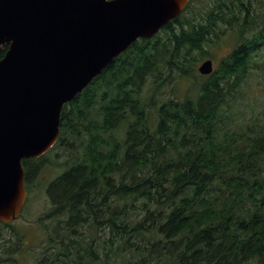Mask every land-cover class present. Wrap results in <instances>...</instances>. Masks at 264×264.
<instances>
[{
	"label": "trees",
	"instance_id": "1",
	"mask_svg": "<svg viewBox=\"0 0 264 264\" xmlns=\"http://www.w3.org/2000/svg\"><path fill=\"white\" fill-rule=\"evenodd\" d=\"M260 1L217 0L196 18L190 0L64 104L57 143L70 134L80 153L48 187L34 264H264V120L233 118L250 70H264ZM226 31L235 46L197 74ZM173 74L204 80L191 96H155ZM35 159L22 160L26 183ZM15 251L25 250L7 242L0 264L25 263Z\"/></svg>",
	"mask_w": 264,
	"mask_h": 264
},
{
	"label": "water",
	"instance_id": "2",
	"mask_svg": "<svg viewBox=\"0 0 264 264\" xmlns=\"http://www.w3.org/2000/svg\"><path fill=\"white\" fill-rule=\"evenodd\" d=\"M189 0H0V222L27 197L22 160L58 140L60 114L140 38H152ZM213 71L211 59L197 68Z\"/></svg>",
	"mask_w": 264,
	"mask_h": 264
},
{
	"label": "rangeland",
	"instance_id": "3",
	"mask_svg": "<svg viewBox=\"0 0 264 264\" xmlns=\"http://www.w3.org/2000/svg\"><path fill=\"white\" fill-rule=\"evenodd\" d=\"M216 1L194 0L191 10L189 9L186 15L190 16L193 14L198 18V13L203 14L204 9H209ZM259 4L264 8L262 1ZM261 10L263 11V9ZM191 11L192 13H189ZM236 41V36L229 31L224 32L217 38H212L209 44L205 46L208 54L199 58V61L196 63V70L205 59H211L213 68L215 69L220 60L232 50ZM259 55L257 57L259 60L258 64L264 68V47L261 48ZM163 76L164 73H160V75L156 74L158 82ZM203 80V78L197 76L194 78H180L173 74L166 82L160 84L159 92L155 96L165 100L169 97L180 99L184 95L191 96L198 84ZM243 85L248 89V94L237 103L233 118L236 121L245 119L250 122L254 121L253 117L264 120V70L252 68ZM156 101H160V99H156ZM68 138V142L72 143L70 146H65L67 142L62 145L56 142L52 148L31 162L35 169V174H33L31 182L30 180L27 183L25 182L28 187V189L26 187L28 194L20 216L11 223V227L3 228L0 226V249H5L7 242L15 241L16 245L19 244L25 250L18 254L17 251L14 252V255L17 254L18 258H22V255L24 256L25 263L22 262L23 264H34L39 251L38 245L48 234L43 222L39 220V217L52 206L47 194L48 187L77 161L78 154L80 153V140L74 139L70 134ZM44 223L49 226L52 220H44ZM13 247H16L15 244H13ZM247 264L261 263L252 261Z\"/></svg>",
	"mask_w": 264,
	"mask_h": 264
}]
</instances>
